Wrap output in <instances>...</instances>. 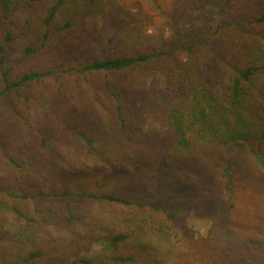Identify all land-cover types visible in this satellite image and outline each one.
Returning <instances> with one entry per match:
<instances>
[{"label":"trees","instance_id":"16d2710c","mask_svg":"<svg viewBox=\"0 0 264 264\" xmlns=\"http://www.w3.org/2000/svg\"><path fill=\"white\" fill-rule=\"evenodd\" d=\"M223 5L212 60L191 70L139 33L114 52L129 27L98 31L91 0H0V264H264L230 224L197 234L157 191L108 186L195 141H264V0ZM154 71L161 138L131 118Z\"/></svg>","mask_w":264,"mask_h":264},{"label":"rangeland","instance_id":"374dc122","mask_svg":"<svg viewBox=\"0 0 264 264\" xmlns=\"http://www.w3.org/2000/svg\"><path fill=\"white\" fill-rule=\"evenodd\" d=\"M91 1L98 14V31L110 32L117 24L129 27L132 37L114 52L134 48L139 33L161 49H177L174 58L185 68L198 70L212 60L221 32L218 23L224 21V0ZM42 6L38 3L28 8L36 15ZM191 43L196 45L189 50L186 46ZM148 81V89L137 96L131 118L144 130H157L161 138L166 131L164 83L155 71ZM168 155L151 163L136 161V173L126 171L125 182L116 171L109 179V188L124 184L130 197H143L145 190L157 191L162 205L184 208L179 220L197 234L212 235L220 226L230 224L233 237L250 241L255 251L264 254V141L233 146L195 141L190 148L176 150L171 160ZM197 197H204L205 207L196 205ZM228 215L233 218L230 222ZM101 248L97 243L93 251Z\"/></svg>","mask_w":264,"mask_h":264}]
</instances>
